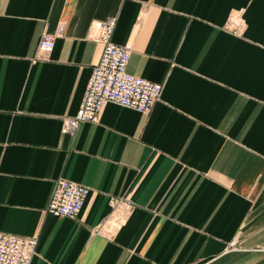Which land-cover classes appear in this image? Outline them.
I'll return each instance as SVG.
<instances>
[{
  "label": "crops",
  "instance_id": "obj_1",
  "mask_svg": "<svg viewBox=\"0 0 264 264\" xmlns=\"http://www.w3.org/2000/svg\"><path fill=\"white\" fill-rule=\"evenodd\" d=\"M110 16L161 98L70 133ZM60 176L76 217L47 211ZM0 230L38 235L31 264H264V0H0Z\"/></svg>",
  "mask_w": 264,
  "mask_h": 264
},
{
  "label": "built area",
  "instance_id": "obj_2",
  "mask_svg": "<svg viewBox=\"0 0 264 264\" xmlns=\"http://www.w3.org/2000/svg\"><path fill=\"white\" fill-rule=\"evenodd\" d=\"M116 17L110 16L99 21L94 35L103 43L99 60L93 65L82 102L76 114L63 118V129L74 133L82 121L98 122L104 105L114 101L124 106L149 112L161 98L163 82L134 74L127 68L132 46L119 44L113 40ZM237 29L242 19L232 20ZM64 24L59 26L62 32ZM55 34L44 30L40 36L36 55L50 52L54 47ZM90 192L84 183L60 176L55 180L48 202L47 211L56 215L76 217L82 210ZM112 204L116 198H111ZM38 235H25L0 230V264H31L37 252Z\"/></svg>",
  "mask_w": 264,
  "mask_h": 264
},
{
  "label": "rangeland",
  "instance_id": "obj_3",
  "mask_svg": "<svg viewBox=\"0 0 264 264\" xmlns=\"http://www.w3.org/2000/svg\"><path fill=\"white\" fill-rule=\"evenodd\" d=\"M234 18H236V17L233 16V17L231 18V20H230V24H229L228 26L233 27V28L235 29L236 26H235V24L232 23V20H233ZM241 24H243V22H242ZM240 26H241V25H240ZM240 26H239V27H240ZM235 30H237V29H235Z\"/></svg>",
  "mask_w": 264,
  "mask_h": 264
}]
</instances>
